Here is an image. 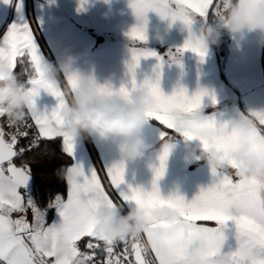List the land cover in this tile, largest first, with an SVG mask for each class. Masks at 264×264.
Here are the masks:
<instances>
[{
	"label": "snow or ice",
	"instance_id": "1",
	"mask_svg": "<svg viewBox=\"0 0 264 264\" xmlns=\"http://www.w3.org/2000/svg\"><path fill=\"white\" fill-rule=\"evenodd\" d=\"M3 2L10 4L11 0ZM86 3L87 0H80L77 10H83ZM169 3L175 7H164V0H143V3L130 0L134 16L143 20V23L135 24L125 33L129 40L133 43H145L148 40L149 12L158 13L167 19L180 18L191 28L197 20L206 23L209 19L218 18L226 7L225 0H169ZM16 7L19 12L21 4L18 2ZM186 51L203 60L208 49L198 40L187 38L176 49L180 54ZM150 56L160 60L153 51L133 48L128 64V72L132 75L130 87L122 85L113 88L112 85H103L100 91L105 95L115 92L123 97H129L136 91H146L153 97L154 107L146 113V121L155 120L163 127L160 131V165L154 170L152 190L144 191L131 187L128 191L121 190L120 185L124 183V164L120 162L105 166L110 189L115 192L114 197L112 191L107 190L102 183L97 168H90L88 174H85L81 165L75 163L65 168L72 177L66 184V198L59 192L50 193L42 209L33 196L29 181L33 177L35 166L51 151L44 141L62 138V152L74 158L76 139L66 131V122L58 113L68 102L75 82L70 73H65L67 91L62 88L61 82L59 88H53L43 79L45 59L30 23L20 16L18 22L8 25L0 38V62L6 63L19 76L33 99L22 124L13 125L7 120L9 128L14 127L15 131L6 133L0 126V264H77L78 261L80 264H180L185 251L201 234L200 226H205L204 230L209 233H218L224 232L223 226L229 223L234 226V232L232 243L226 245V250L231 251L233 264H264V203L241 206V198L247 193H254L255 190L244 189L233 176L232 169L236 164L227 159V154L239 145L228 135V121L219 123L214 116H208L207 134H183L185 140L198 142L205 151L211 148L225 161L223 171L213 174L218 176V179L209 187L201 189L190 202H185L180 196L161 197L156 179L164 174L165 161L172 146L170 140L174 136L175 124L169 115L171 108L179 107L190 115L201 111L205 96L209 97L212 105H215L217 100L205 90H198L189 96L186 90L181 88L171 95H165L160 89L158 77L155 81L146 78L137 84L135 69L139 66L141 58ZM41 90L57 101L50 110L37 106L36 100ZM28 116L36 128V131L31 133L29 129L33 125L28 122ZM245 117L258 129V134L264 136V111H251ZM6 136L9 138L6 139ZM21 138L26 142L21 143ZM14 158L20 160L19 166L14 162ZM229 187L234 190L231 196L225 194V189ZM128 203L144 209L150 216L157 207L167 206L174 208L182 217L183 240L171 250L169 258L162 257L155 246L148 244L150 231L120 241L123 247L119 251H116L118 242L105 244L106 238L97 236L95 209L101 205L110 208L123 207ZM29 210L31 221L27 218ZM49 210L55 211V218L50 224L46 223ZM13 213L20 215L14 218ZM151 227L167 231L166 226L158 221H154Z\"/></svg>",
	"mask_w": 264,
	"mask_h": 264
},
{
	"label": "crops",
	"instance_id": "2",
	"mask_svg": "<svg viewBox=\"0 0 264 264\" xmlns=\"http://www.w3.org/2000/svg\"><path fill=\"white\" fill-rule=\"evenodd\" d=\"M18 2L21 4L19 12L16 7ZM79 7L80 0H11L10 4L0 0V38L9 24L18 22L23 16L33 28L34 37L46 61L56 64L72 56L75 60L73 71L91 75L100 84L109 82L114 88L122 85L130 87L132 75L128 72V64L131 50L146 49L155 52L160 60L152 56L141 58L135 69L137 84L146 78L155 81L158 77L160 89L165 95H171L181 88L189 96L198 90H205L215 97L217 103L212 105L209 97L205 96L201 112L214 116L219 123L239 119L251 111H264V46L260 45L256 33L232 36L225 31L216 45L207 48V55L201 60L190 51L182 54L176 52L183 44L185 34L179 33L176 25L169 28L168 21H161L154 12L147 14L148 40L145 43L129 40L125 33L135 25L130 0H109L108 3L105 0H87L83 10L78 11ZM201 24L197 20L192 26L193 31L198 32ZM154 27H159L164 33L162 41L153 38L151 29ZM58 78L62 88L67 91L64 73H60ZM36 103L38 108L50 110L57 101L41 90ZM220 112L224 113L223 117L218 115ZM27 119L32 122L30 116ZM161 127L151 119L141 126V135L152 145V150L139 160L123 161L124 183L120 185L121 190L128 191L129 187L152 190L154 170L160 165ZM170 143L172 146L165 161V171L156 179V186L163 198L180 196L185 202H190L218 176L210 172L202 151L198 153V159L185 163L186 145L194 146L196 141L174 136ZM120 161L113 141L99 142L94 137H88L75 142L72 164H80L85 174L90 168H97L102 183L109 191L112 190L105 166ZM112 194L115 197L114 191ZM132 206L131 203L124 204L123 209L127 212ZM18 215L13 213L14 218ZM27 218L29 221L32 219L30 210ZM54 218L53 210L51 220L46 223L50 224ZM223 231L226 244L232 243L234 226L229 223L223 226Z\"/></svg>",
	"mask_w": 264,
	"mask_h": 264
},
{
	"label": "clouds",
	"instance_id": "3",
	"mask_svg": "<svg viewBox=\"0 0 264 264\" xmlns=\"http://www.w3.org/2000/svg\"><path fill=\"white\" fill-rule=\"evenodd\" d=\"M108 2L109 0H105V3ZM137 2L143 3V0ZM225 3L226 7L218 18L202 23L198 32H194L192 26L190 28L180 18L173 20L156 14L161 21H168L169 28L176 25L177 31L185 34L184 40H198L207 48L216 45L225 31L232 36L254 32L259 37L260 45L264 46V0H225ZM163 6L175 7L169 0H164ZM142 23L143 20L135 17V24ZM166 31L165 29L164 32ZM151 32L154 39L163 40L164 33L159 27L152 28ZM74 62V57L67 56L56 64L46 60L44 63L43 79L53 88L60 86V73H70L74 77L75 88L71 91L68 102L58 113L66 122V131L76 140L94 137L99 142L113 141L115 151L121 157L120 162L143 158L152 150V145L141 135V126L146 121V113L154 107L153 97L146 91H136L129 97L115 92L111 95L102 94L100 87L111 83L100 84L91 75L73 71ZM32 99L28 87L19 76L6 63L0 62V117H6L13 125L22 124ZM169 115L174 119V136L184 138V133L205 135L209 130L208 115L201 111L188 115L183 109L173 107ZM218 115L223 117L224 113L220 112ZM228 122V135L239 145L227 154V159L236 164L232 169L233 176L244 189L255 190L254 193H247L241 198V206L264 203V136L258 134V129L245 116ZM201 151L212 174L223 171L225 161L211 148L205 151L198 142L194 146L186 145L185 163L198 159V153ZM57 175L66 184L72 178L63 167ZM233 191L229 187L225 189V194L231 196ZM94 216L95 232L97 236L106 238L105 244L117 243L128 237H138L150 231L148 244L155 246L162 257L169 258L171 250L183 240L181 227L184 221L171 207H157L150 216L134 204L127 212L123 207L110 208L101 205L95 209ZM154 221L165 225L167 231L152 228ZM200 227L201 234L185 251L180 264H233L231 251L226 250L225 233H209L204 230L205 226Z\"/></svg>",
	"mask_w": 264,
	"mask_h": 264
},
{
	"label": "trees",
	"instance_id": "4",
	"mask_svg": "<svg viewBox=\"0 0 264 264\" xmlns=\"http://www.w3.org/2000/svg\"><path fill=\"white\" fill-rule=\"evenodd\" d=\"M216 2V0H214ZM214 19H209L208 22H212ZM2 30L0 31V34ZM219 70L221 73V78L223 79L222 74V66L219 62ZM18 71V69L16 70ZM23 79V78H22ZM5 119V117L3 118ZM32 124V122H29ZM258 124V122L256 121ZM7 125V124H6ZM33 127L29 129V132L36 131L34 124ZM6 132L15 131V128H9V126L5 127ZM26 141L24 138H21V143H25ZM43 143L48 144L50 146V153L49 155L41 161L38 165L35 166L33 177H32V186L30 187L33 193L34 198L36 199L37 203L43 209L46 205L50 193L59 192L60 194L64 195L66 198L67 187L66 183L58 178V171L61 168H66L72 164V158L68 157L66 154L62 152V144L61 139L57 138L54 141H44ZM30 159V157H29ZM14 162L17 163V166L20 164L19 159H14ZM23 192V190H21ZM53 216V210H49L46 216V222H49Z\"/></svg>",
	"mask_w": 264,
	"mask_h": 264
},
{
	"label": "rangeland",
	"instance_id": "5",
	"mask_svg": "<svg viewBox=\"0 0 264 264\" xmlns=\"http://www.w3.org/2000/svg\"><path fill=\"white\" fill-rule=\"evenodd\" d=\"M35 28V27H34ZM35 31H37L36 30V28H35ZM4 118V117H3ZM2 118V120H1V122H0V126H2L3 128H4V130H5V127H7L8 126V124H7V118L5 117V119H3ZM7 124V125H6ZM33 124V123H32ZM35 126V125H34ZM6 132V131H5ZM6 133H8V132H6ZM7 137V139L9 138L8 136H6ZM88 138V137H87ZM86 138V139H87ZM89 141V140H88ZM113 195V194H112Z\"/></svg>",
	"mask_w": 264,
	"mask_h": 264
},
{
	"label": "built area",
	"instance_id": "6",
	"mask_svg": "<svg viewBox=\"0 0 264 264\" xmlns=\"http://www.w3.org/2000/svg\"><path fill=\"white\" fill-rule=\"evenodd\" d=\"M123 247L122 242H118L116 246V251H119Z\"/></svg>",
	"mask_w": 264,
	"mask_h": 264
},
{
	"label": "water",
	"instance_id": "7",
	"mask_svg": "<svg viewBox=\"0 0 264 264\" xmlns=\"http://www.w3.org/2000/svg\"><path fill=\"white\" fill-rule=\"evenodd\" d=\"M15 159V158H14ZM29 185L30 187L32 186V179L29 181Z\"/></svg>",
	"mask_w": 264,
	"mask_h": 264
}]
</instances>
